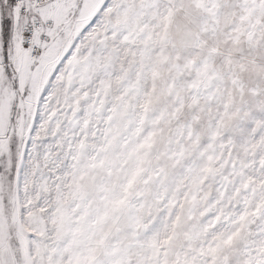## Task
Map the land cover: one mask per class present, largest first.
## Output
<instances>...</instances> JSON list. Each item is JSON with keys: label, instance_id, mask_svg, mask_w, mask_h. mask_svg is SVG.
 Segmentation results:
<instances>
[{"label": "snow or ice", "instance_id": "1", "mask_svg": "<svg viewBox=\"0 0 264 264\" xmlns=\"http://www.w3.org/2000/svg\"><path fill=\"white\" fill-rule=\"evenodd\" d=\"M0 264H264V0H0Z\"/></svg>", "mask_w": 264, "mask_h": 264}]
</instances>
